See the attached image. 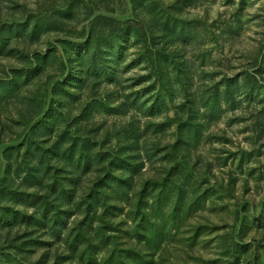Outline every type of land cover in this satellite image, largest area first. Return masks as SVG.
<instances>
[{"label":"rangeland","instance_id":"rangeland-1","mask_svg":"<svg viewBox=\"0 0 264 264\" xmlns=\"http://www.w3.org/2000/svg\"><path fill=\"white\" fill-rule=\"evenodd\" d=\"M2 179L0 264H264V0H0Z\"/></svg>","mask_w":264,"mask_h":264},{"label":"trees","instance_id":"trees-1","mask_svg":"<svg viewBox=\"0 0 264 264\" xmlns=\"http://www.w3.org/2000/svg\"><path fill=\"white\" fill-rule=\"evenodd\" d=\"M106 22H108L109 24V27L110 29L113 31V32H119L121 33L120 36H123L124 32H126L127 30L130 29L129 27V22H122V23H118L110 18H103ZM144 23L143 22H140V23H133L134 27L131 28L133 29L132 32L136 35V37L139 39V40H143V42H145L146 38H148L152 43H153V40L156 39V36H155V32L153 31V28L150 27V26H147V25H143ZM161 32L164 31V30H160ZM161 52L159 51V49L156 50V53L154 55H151V53H148L147 54V60L150 62V66L152 67V70L155 72V69L159 72L160 70V65L161 63L164 61L163 57L161 56ZM173 59L174 57H169V60L171 62H173ZM174 67H175V70L177 71L176 72V77L179 81H181V83H183V80L187 81V76L186 74L183 73L184 76H181V72L180 71V68H178V65L176 64V62H174ZM158 72H155L158 76ZM162 76H159V78H161ZM193 125L191 124H188L186 127L187 128H190L192 127ZM186 128V129H187ZM180 141H183V140H180ZM179 141V142H180ZM176 166H172L170 168V171L167 172V175L170 174L171 170L174 169ZM2 182H3V179L0 180V184L2 185ZM96 193V192H95ZM139 207V205H138ZM101 222V221H100ZM101 231H102V228H101ZM134 249L131 250V252H133ZM138 251V250H137ZM122 252H120L119 250H116V248H111L107 254L101 259L100 262H97L96 261V258H95V250L94 249H91L90 247H88L86 249V251L82 254V256L84 257H78V258H75V261L72 262V264H128L126 263V257L123 258ZM85 255H87V257L85 258ZM130 258H138L140 260H144L142 258V256H140V252L138 251V255L136 252H134ZM135 260V259H133ZM67 262H69L67 260Z\"/></svg>","mask_w":264,"mask_h":264}]
</instances>
